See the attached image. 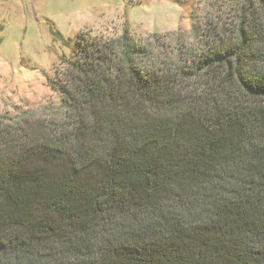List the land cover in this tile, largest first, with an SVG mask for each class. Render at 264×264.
Here are the masks:
<instances>
[{
    "label": "trees",
    "instance_id": "1",
    "mask_svg": "<svg viewBox=\"0 0 264 264\" xmlns=\"http://www.w3.org/2000/svg\"><path fill=\"white\" fill-rule=\"evenodd\" d=\"M52 32L60 103L0 112V264H264V0L193 42Z\"/></svg>",
    "mask_w": 264,
    "mask_h": 264
},
{
    "label": "rangeland",
    "instance_id": "2",
    "mask_svg": "<svg viewBox=\"0 0 264 264\" xmlns=\"http://www.w3.org/2000/svg\"><path fill=\"white\" fill-rule=\"evenodd\" d=\"M238 1L0 0V112H38L60 103L50 80L71 52L52 31L72 40L79 33L117 37L128 25L142 41L158 33L167 37L162 42L171 43L174 34L193 42L195 20L205 26Z\"/></svg>",
    "mask_w": 264,
    "mask_h": 264
}]
</instances>
